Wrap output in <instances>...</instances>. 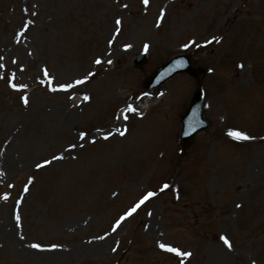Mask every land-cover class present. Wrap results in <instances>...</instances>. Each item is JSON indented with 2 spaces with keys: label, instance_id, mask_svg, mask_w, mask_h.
I'll use <instances>...</instances> for the list:
<instances>
[{
  "label": "rangeland",
  "instance_id": "1",
  "mask_svg": "<svg viewBox=\"0 0 264 264\" xmlns=\"http://www.w3.org/2000/svg\"><path fill=\"white\" fill-rule=\"evenodd\" d=\"M186 52L198 73L142 87ZM0 57V264H178L159 243L191 252L185 264H264V0H0ZM198 87L208 128L183 147L179 118ZM129 103L139 114L116 119ZM53 155L64 159L35 167Z\"/></svg>",
  "mask_w": 264,
  "mask_h": 264
},
{
  "label": "snow or ice",
  "instance_id": "2",
  "mask_svg": "<svg viewBox=\"0 0 264 264\" xmlns=\"http://www.w3.org/2000/svg\"><path fill=\"white\" fill-rule=\"evenodd\" d=\"M141 3L144 4L145 6H148L149 4V0H141ZM126 7V5H125ZM161 17H163L164 15V10L162 9L161 10ZM31 22H28V24H25L23 25L24 29L27 30L28 28V25L30 24ZM115 24L117 26V33L120 31V24H121V21L120 19H116L115 21ZM159 26V21H158V25ZM213 41H215L216 43H219L220 41L218 39H216L215 37L212 38V40H209L207 41L206 43H212ZM109 46H111L112 44V41L110 40L109 42ZM192 44H195V42H190ZM189 45L188 44H185L184 47L187 48ZM196 46H199V45H196ZM132 46L129 45V44H126L124 45V50H128L129 48H131ZM144 50L145 52L148 50L149 48V45L148 44H145L144 46ZM0 59H2V57H0ZM13 63H16V61H13ZM94 63L96 65H101L103 63V61L100 59V58H96L94 60ZM108 64H111L112 61L111 60H108L107 61ZM182 63V62H178V66L179 64ZM0 67H3V65H0ZM239 67H243V65H239ZM211 71V69L209 70ZM43 74H44V77L47 78L48 77V72L47 70H43ZM95 75V73L93 72H88L87 75H85L83 78L81 79H77L75 80L74 82H65V83H62L59 85L58 88H51L49 89L50 91H69L70 89L78 86V85H81V84H85L90 77H93ZM41 83H43V80L40 81ZM10 87H12L13 89H23V88H26L27 86L26 85H19L17 86L16 84H11L9 85ZM144 95H148L147 93H145ZM162 95V94H161ZM22 103L27 106L28 105V98L26 96H21L20 97ZM69 99H72V97L70 96ZM83 100L84 101H89L90 100V97L88 95H84L83 96ZM132 113H136V114H139L137 112V109L133 107V105L131 103H129L123 110H122V113H121V116L120 117H116V119H123L125 122L128 121L129 119V115L128 114H132ZM116 134L121 136V137H124L126 136L127 134V128L125 127L123 130L121 129H117L116 131ZM187 134V133H186ZM228 136L235 139V140H248V139H251V137L249 135H247L246 133L242 132V131H233V130H229L228 131ZM87 132H84V131H81L79 133V139L81 141H84L86 136H87ZM113 134L109 131L107 133H105L101 138L105 141L109 140L111 138ZM96 141L95 140H90L89 143H95ZM77 147L76 144H71L69 145V147L67 148V152L71 153L73 151V149H75ZM79 147H83V144H80ZM64 159V156H57V155H53L52 159L51 160H44L42 163L41 162H37L35 167L37 169H41V168H44L48 165H50L53 161H56V160H63ZM72 159H76L75 156L72 157ZM33 177H29L28 178V182L23 186V191L25 194H27L29 192V186L33 183ZM9 187H13V185H9ZM170 186L168 184H164L163 187L161 188V191H164L165 189H168ZM156 195L155 192L153 191H147L146 193L144 194H141V196L138 198V200L133 204L131 205L122 215L119 216L118 219L115 220L114 224H112V231L115 232L118 227L121 225V223L123 221H125L128 217H131L134 213L137 212L138 209L141 208L142 205L145 204L146 201H148L150 198L154 197ZM0 199H3L5 201H7L9 199L8 195L5 194L3 195L2 197H0ZM16 205H19L21 203V200H17L16 202ZM237 208L241 207V205L237 204L236 205ZM148 215H151V212L148 213ZM14 219L16 221V227H20L21 226V216L19 214V212L17 211L15 213V216H14ZM21 239H23V237H21ZM98 239H104L103 236L101 237H98ZM219 239L223 242V244L225 246H227L229 248V250H231V243L229 241V239L224 236V235H221L219 237ZM29 247L33 248V249H36V250H40V251H43V247L39 244V243H32L29 245ZM158 247L161 248L162 250L166 251V252H169V253H173L176 257L178 258H181L179 259L178 261V264H185V261L191 257L192 253L189 252V251H182L176 247H172V246H168L166 245L165 243H159L158 244ZM52 249H55L56 248V245L53 244L51 246ZM112 251H116L115 248L112 249ZM253 264H255V262H253Z\"/></svg>",
  "mask_w": 264,
  "mask_h": 264
},
{
  "label": "water",
  "instance_id": "3",
  "mask_svg": "<svg viewBox=\"0 0 264 264\" xmlns=\"http://www.w3.org/2000/svg\"><path fill=\"white\" fill-rule=\"evenodd\" d=\"M141 60L143 59H138L139 62H141ZM178 62H182V63H180L178 66ZM195 68L198 67L194 66V61L191 59L190 55L176 56L167 63H165L164 65H162L161 67H159L152 75L147 77L145 79V85L149 87L151 84H153L152 86H154L160 83L161 81L165 80L166 78L170 77L176 72H180L184 70L192 72L194 71ZM201 100H202L201 92L200 91L195 92L191 100L190 107L184 113L181 119L183 125L185 124V128H183V132L181 136L183 142H187L190 139H192L195 131L202 129L205 126L200 115ZM191 121L194 124L193 127L190 126Z\"/></svg>",
  "mask_w": 264,
  "mask_h": 264
},
{
  "label": "bare ground",
  "instance_id": "4",
  "mask_svg": "<svg viewBox=\"0 0 264 264\" xmlns=\"http://www.w3.org/2000/svg\"><path fill=\"white\" fill-rule=\"evenodd\" d=\"M142 102V101H141Z\"/></svg>",
  "mask_w": 264,
  "mask_h": 264
}]
</instances>
